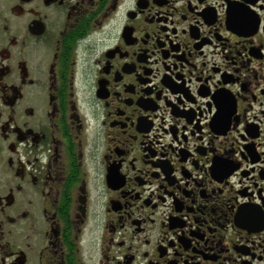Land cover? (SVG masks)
Wrapping results in <instances>:
<instances>
[{
    "label": "flooded vegetation",
    "instance_id": "1",
    "mask_svg": "<svg viewBox=\"0 0 264 264\" xmlns=\"http://www.w3.org/2000/svg\"><path fill=\"white\" fill-rule=\"evenodd\" d=\"M0 264H264V0H0Z\"/></svg>",
    "mask_w": 264,
    "mask_h": 264
}]
</instances>
